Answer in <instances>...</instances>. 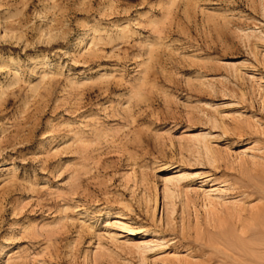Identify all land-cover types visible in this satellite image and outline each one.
Wrapping results in <instances>:
<instances>
[{
  "label": "rangeland",
  "instance_id": "obj_1",
  "mask_svg": "<svg viewBox=\"0 0 264 264\" xmlns=\"http://www.w3.org/2000/svg\"><path fill=\"white\" fill-rule=\"evenodd\" d=\"M0 264H264V0H0Z\"/></svg>",
  "mask_w": 264,
  "mask_h": 264
},
{
  "label": "bare ground",
  "instance_id": "obj_2",
  "mask_svg": "<svg viewBox=\"0 0 264 264\" xmlns=\"http://www.w3.org/2000/svg\"><path fill=\"white\" fill-rule=\"evenodd\" d=\"M239 219V218H238Z\"/></svg>",
  "mask_w": 264,
  "mask_h": 264
}]
</instances>
